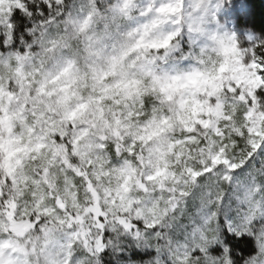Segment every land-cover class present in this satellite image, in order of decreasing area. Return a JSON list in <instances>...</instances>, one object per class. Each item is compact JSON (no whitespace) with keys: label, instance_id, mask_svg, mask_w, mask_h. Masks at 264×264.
<instances>
[{"label":"snow or ice","instance_id":"snow-or-ice-1","mask_svg":"<svg viewBox=\"0 0 264 264\" xmlns=\"http://www.w3.org/2000/svg\"><path fill=\"white\" fill-rule=\"evenodd\" d=\"M0 264H264V0H0Z\"/></svg>","mask_w":264,"mask_h":264},{"label":"rangeland","instance_id":"rangeland-1","mask_svg":"<svg viewBox=\"0 0 264 264\" xmlns=\"http://www.w3.org/2000/svg\"><path fill=\"white\" fill-rule=\"evenodd\" d=\"M134 2L137 3V12H139V11L141 10V5H142V4H145V3H147V2H149V0H134ZM151 2H152V3H159V2H161V0H151ZM133 18H134V19H139V17L136 16V15H134ZM165 27L170 29L172 26L167 25V26H165ZM166 62H167V59H165V61H158L157 63L160 64V65H163V64L166 63Z\"/></svg>","mask_w":264,"mask_h":264}]
</instances>
